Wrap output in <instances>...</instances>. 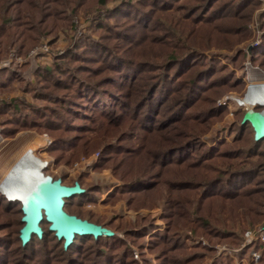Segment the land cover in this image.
I'll return each mask as SVG.
<instances>
[{
	"label": "trees",
	"instance_id": "1",
	"mask_svg": "<svg viewBox=\"0 0 264 264\" xmlns=\"http://www.w3.org/2000/svg\"><path fill=\"white\" fill-rule=\"evenodd\" d=\"M53 2L64 6L60 0ZM28 4L29 0H0V44L8 38L17 55H27L34 43L29 35L33 15ZM254 4L255 0L125 2L110 10L109 16H121L127 24H105L98 40L82 39L56 57L52 65L38 66L32 93L43 103L27 102L22 97L0 99L1 135L10 138L22 130L51 133L48 151L55 153L56 160L67 150L81 149L80 141L85 153L89 152L87 136H70L65 131L77 128L90 133L91 138L106 139L96 167L108 165L116 174L121 171L122 181L109 199L122 195L134 208L161 205L163 230L154 231L148 239V249L156 253L154 264H197L213 249L189 243L182 228L209 240L231 237V232L211 227L204 216L197 218L194 212H202L201 205L213 197L249 198L248 192L254 188L249 185L256 176L254 167L231 165L232 159L242 155L240 147H229L224 140L208 146L200 140L210 120L222 112L214 105V95L235 83L232 72L201 51L217 41L218 30L224 39L245 36ZM46 9L48 16L57 11L52 4ZM175 13L180 16L175 17ZM42 15L38 21L44 24ZM231 20H235L233 25L226 24ZM20 39L23 41L13 48ZM143 47L158 52L162 60L142 56ZM253 53L259 62L264 61V35ZM88 62L91 65L85 64ZM19 79L12 64L0 68V89ZM70 117L87 120L89 125L70 123ZM238 131L236 141L251 136V157L260 145L264 155V138L254 140L248 121ZM218 162L226 167L216 166ZM189 194L197 195V206L186 200ZM4 196L0 193V211H16L18 226L12 233L0 234V264H23L19 257L29 259L30 264H137L133 249L115 235H75L63 248V239L48 229L46 220L40 223L42 236L32 234L22 245L21 202ZM74 196L65 199L64 208ZM138 226L125 232L131 242L143 239L154 228L150 219ZM50 241L56 244V259L51 256ZM261 245L256 240L249 247ZM34 248H40V256ZM210 264L234 263L229 256L218 255ZM260 264H264V257Z\"/></svg>",
	"mask_w": 264,
	"mask_h": 264
},
{
	"label": "rangeland",
	"instance_id": "2",
	"mask_svg": "<svg viewBox=\"0 0 264 264\" xmlns=\"http://www.w3.org/2000/svg\"><path fill=\"white\" fill-rule=\"evenodd\" d=\"M60 1L64 6L57 7L56 3H52V0H29L27 6L29 10L32 11L33 15L31 23L32 31L29 35L31 39L34 38V43H32L33 46L27 55H17L12 47L9 46L8 38H3L4 40L0 44V61L10 58L16 62V59H20V63H12V65L18 69L20 79L16 80L10 86L0 89V99L22 97L27 102L43 103L44 101L35 98L32 93L33 87L37 84L35 71L40 64L52 65L56 57L64 54L68 48L73 47V45L82 39L98 40L101 34L105 32V24L111 25L114 24L115 21L117 25L127 24V20L121 16L116 17V19L114 16L110 17L109 11L117 7H122L123 4L129 0ZM50 4L55 6L57 11L54 12V15L48 16L49 11H47L46 8L50 6ZM41 14H44L42 17L46 20L44 24L38 21ZM174 16L179 17L180 14L175 13ZM233 21L235 20L228 21L226 24L231 22V25H233ZM47 23L49 24L46 25ZM201 28L205 29L206 27ZM263 35L264 0H255V4L250 9L245 36L241 38L240 35H228L229 38L224 39L225 37H223L222 32L218 30V33H216L217 41L201 51V54L207 58L219 61L224 65V68L232 72L235 83L234 85H228V87H222L224 90L218 95H214V105L216 108H220L222 112L219 116L210 120L206 131L200 135V140L208 146H212L224 140L230 145L229 147H240L242 155L232 159L230 162L231 165L233 163V165L236 166L241 164L243 168L254 167L256 169V176L249 185L254 187L252 191L248 192L249 198L228 200L221 197H213L201 205L202 212H194V216L197 218L204 216V220L209 222L211 227L231 232V237H223L222 240L216 238L209 240L204 235H195L190 232L188 228H182V232L189 236V243H201L213 249L212 253L205 254L202 261L197 264H210L213 260V256L218 255L229 256L234 264H260L264 257V240L255 238L247 242L244 236L247 230L253 232L258 230L264 221L263 145L256 147L258 148V152L251 157L249 155L251 154V148L249 149V147L252 146L250 142L251 136L249 135L246 140L236 141L245 109L248 110L254 107L255 110H260L263 108V106L259 105L257 102L253 104L248 101V95L253 88H264V61L259 62L258 58L254 57L253 53V50L261 44ZM21 41H23V39L18 40L13 48L19 46L18 43ZM42 43H47L50 47L51 55L46 56L47 60L29 55L33 48ZM148 48L149 47H143L141 49L143 53L141 54L142 56L146 57L145 55H150L155 62L162 60L158 52L149 51ZM237 55L239 57L236 60ZM85 64H90V62ZM104 73L101 72L100 74ZM93 77L98 78V75H93ZM59 92L61 91L59 90ZM67 92V95H73V92ZM246 93L247 96L244 98ZM238 100L241 101V104L238 103ZM250 104L251 106L248 107ZM70 123L89 125L87 120L73 117H70ZM70 127L73 128L72 126ZM79 130L73 128L65 131L64 134H69L70 136L74 133L80 134V138L82 136H87L85 137V139H87V145L85 146L87 150L89 149V152L85 153L86 151L82 147V141H80L78 146H81V149L76 147L67 150L60 156L59 160L55 159V153L48 151L53 139L51 133L38 132L36 130L22 131H34L43 136V146L38 150L34 149L35 151H40L42 149L41 154H37L33 149H29V156L34 158L36 154L35 156L45 161L46 166L42 169L45 175H50L53 178L60 177L62 182L66 185H72L73 182L77 180L80 182L81 186L86 189L85 194L76 195L74 198L70 199L65 206V210L103 224L115 231V236L122 238L127 245L133 249V256L137 264H154L156 253L148 249V239L149 235L154 231L163 230L164 221L161 219V205L156 204L152 207L134 208L127 205L122 195L116 194L109 199L110 194L117 190L122 184L120 176L118 175L121 174V171L116 174L114 169L108 165H104L100 168L96 167L103 142L106 139L101 141V138H91L89 137L90 133H84V131ZM15 146V140L3 142L0 139L1 183L10 169L21 159H18L16 162H10V154ZM82 158H84L85 161L88 160V162L84 163ZM218 164L216 166L226 167V165L222 166V163L218 162ZM231 165L229 166L230 168L233 167ZM5 198L7 199V197ZM196 198V194H189L186 200L193 202L194 207L198 205ZM144 218L152 220L154 228L150 229L143 239L131 242L130 237L125 235V232L132 228L135 230L138 229V225L146 223L147 220L144 221ZM17 219L18 214L16 211L10 213L0 211V234H5L7 232L12 233L18 226ZM256 240L260 241L263 245L259 248H250L249 246ZM138 243H141L140 247L136 245ZM55 245L56 244L52 241L48 244L51 248V256L56 259L58 255ZM33 251L40 256V248H34ZM135 254L137 256H135ZM18 262L30 264L29 259L24 260L23 257H19Z\"/></svg>",
	"mask_w": 264,
	"mask_h": 264
},
{
	"label": "water",
	"instance_id": "3",
	"mask_svg": "<svg viewBox=\"0 0 264 264\" xmlns=\"http://www.w3.org/2000/svg\"><path fill=\"white\" fill-rule=\"evenodd\" d=\"M248 92V91H247ZM247 96L245 94L244 98ZM243 99V98H242ZM240 99V100H242ZM238 103L241 104V101ZM262 109L255 110L254 107L245 109L241 123L248 121L253 128L254 140L264 138V104ZM44 166V165H43ZM32 174L31 178H20L19 185L28 188V198L21 199V210L23 215L22 227L19 229L21 244H26L32 234L42 236L43 229L40 223L46 220L48 229L53 231L57 239H63V248H67L73 241L75 235L113 236L115 231L109 227L79 217L65 210V199L74 195L84 193L85 189L75 180L72 185H66L60 177L53 178L42 172ZM8 199V197H7ZM264 231V221L258 228Z\"/></svg>",
	"mask_w": 264,
	"mask_h": 264
},
{
	"label": "bare ground",
	"instance_id": "4",
	"mask_svg": "<svg viewBox=\"0 0 264 264\" xmlns=\"http://www.w3.org/2000/svg\"><path fill=\"white\" fill-rule=\"evenodd\" d=\"M248 101L253 104L256 102L259 105L264 104V88H253L250 94L248 95ZM29 154L30 151L27 149L24 156L12 168L10 167L11 169L9 168L10 171L8 172V174L0 185L3 195L8 197V199H29L28 188L20 186L18 184L19 180L22 177L31 178L32 174H37V172H41L40 168L46 164L45 162L42 163L39 157L34 155V158H32L29 156Z\"/></svg>",
	"mask_w": 264,
	"mask_h": 264
},
{
	"label": "crops",
	"instance_id": "5",
	"mask_svg": "<svg viewBox=\"0 0 264 264\" xmlns=\"http://www.w3.org/2000/svg\"><path fill=\"white\" fill-rule=\"evenodd\" d=\"M45 60H47V59H45ZM250 106H251V104L248 105V107H250ZM0 139L3 142L15 140L16 146L10 154V162H16L18 159L22 158L24 156V154L26 153L27 149L28 150L29 149H35V150L37 149L38 150L39 148H41L43 146V143H44L43 136L34 132V131H21V132H18L14 137L4 138L1 135V128H0ZM33 143H36V144H33ZM41 150L35 151V152L37 154H41ZM40 161H42V163L45 162L42 159H40Z\"/></svg>",
	"mask_w": 264,
	"mask_h": 264
},
{
	"label": "built area",
	"instance_id": "6",
	"mask_svg": "<svg viewBox=\"0 0 264 264\" xmlns=\"http://www.w3.org/2000/svg\"><path fill=\"white\" fill-rule=\"evenodd\" d=\"M50 53H51V51H50L49 45L47 43H42V44L38 45L37 47L33 48L30 51L29 55L37 56L38 58H41V59L42 58L46 59L47 58L46 56L51 55ZM16 60H17L16 62H14V60H11L10 58L7 60H2V61H0V68L7 67L12 63H17V62L20 63L19 62L20 59H16ZM82 161H84V163L88 162V160L85 161L84 158H82ZM45 166H46V164L43 166V168ZM0 185H1V182H0ZM0 193L3 194L1 188H0ZM244 236H245V239L247 240V242H250L251 240H253L255 238H261L262 240H264V231L256 230L253 232L251 230H247L244 233ZM135 256H137V255L135 254Z\"/></svg>",
	"mask_w": 264,
	"mask_h": 264
}]
</instances>
